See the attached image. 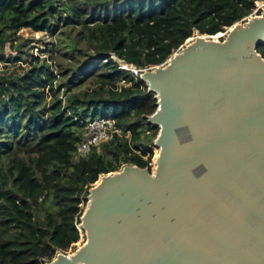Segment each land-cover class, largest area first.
<instances>
[{
	"label": "trees",
	"instance_id": "obj_1",
	"mask_svg": "<svg viewBox=\"0 0 264 264\" xmlns=\"http://www.w3.org/2000/svg\"><path fill=\"white\" fill-rule=\"evenodd\" d=\"M257 1L0 0V63H27L15 76H0V264H46L67 252L81 239V216L102 174L128 163L150 168L159 127L147 116L157 98L141 71L120 69L112 55L139 69L162 64L188 39L248 16ZM62 3L70 14H61ZM24 28L62 41L69 32L70 58L103 70L89 83L92 72L69 75L78 67L61 64L55 86L47 62L22 52L29 40L13 49ZM258 52L264 57V43ZM106 115L126 135L76 159L87 120Z\"/></svg>",
	"mask_w": 264,
	"mask_h": 264
},
{
	"label": "water",
	"instance_id": "obj_2",
	"mask_svg": "<svg viewBox=\"0 0 264 264\" xmlns=\"http://www.w3.org/2000/svg\"><path fill=\"white\" fill-rule=\"evenodd\" d=\"M260 43L264 10L141 68L157 98V168L105 174L81 216L86 241L46 264H264Z\"/></svg>",
	"mask_w": 264,
	"mask_h": 264
},
{
	"label": "built area",
	"instance_id": "obj_3",
	"mask_svg": "<svg viewBox=\"0 0 264 264\" xmlns=\"http://www.w3.org/2000/svg\"><path fill=\"white\" fill-rule=\"evenodd\" d=\"M263 10H264V0L257 1L252 12L246 17L247 19H249L253 15L254 16L260 15ZM230 27L232 26L225 27L224 30L217 32L216 34L213 35L222 34L218 38L221 40H225L228 34L230 33ZM53 38L55 39V41L52 42V44H50L47 47V49L40 44H35V45L32 44L29 61L35 58H39L40 60L46 61L47 64L51 67L54 75H56L54 80V85L58 86V80L60 78L59 65L55 59V56L58 53L57 42H56L57 39L55 37ZM181 47H183V45ZM112 57L116 59L118 63L123 61L118 59L115 55H112ZM166 62L162 63L161 65H165ZM8 64L11 63L1 62L0 69H2L3 66H6ZM119 68L122 70H131L136 75L138 74L139 71H142L136 66L125 68L120 63H119ZM151 68H153V66H148L145 67L144 69H151ZM63 98L65 97L63 96ZM115 135L123 136L126 135V133L120 126L117 125L116 120L112 116L110 115L98 116L94 119L87 120L82 138L78 141L76 148L74 150V157L76 159L88 157L95 147H99L102 143L109 141Z\"/></svg>",
	"mask_w": 264,
	"mask_h": 264
},
{
	"label": "rangeland",
	"instance_id": "obj_4",
	"mask_svg": "<svg viewBox=\"0 0 264 264\" xmlns=\"http://www.w3.org/2000/svg\"><path fill=\"white\" fill-rule=\"evenodd\" d=\"M60 5H61L60 8H61V14L62 15H68V14L71 13V5L69 6L68 4L66 5V4H63V3L60 4ZM247 20H248L247 17H244L243 19H241V20H239L237 22L240 23V24H244ZM232 27H234V26H232ZM76 29H78V28H76ZM197 32L199 33V31H195L194 32V35H196ZM75 33H76V30L72 31L71 32V37H74L75 36ZM65 37H66V39L64 41H66V44L64 43V41H62V39H58L59 36H57V40L58 41L56 40L58 53L55 56V59L58 62L59 67H60L61 64H62L63 68L68 67L69 66L68 65L69 63L74 64V66H77L78 69L76 70V72L69 73V75L74 74V75H77V77H79L78 75H79V73L81 71L82 72L83 71L92 72L93 74L90 77L84 79V82H89V83L92 82V80L94 79V77L98 73H100L103 69L102 68H98V67L97 68H93V65H94L95 62L94 61H91V60H88V59H85V58H83L80 62L75 63L74 59L70 58V56L68 54L69 53L68 51L70 49L68 47V45L72 41V40H70L69 32H67V34H66ZM16 38H18V41H17V44H15V48H13V49H15V51L16 50L19 51L18 46L23 41L24 42H28V40H29L31 42L29 45L25 46L26 48L24 47L23 50H22V52H26L27 51L25 53V55H27V56H30L31 55V53H30L31 52V50H30L31 44H34V45L35 44H40V45H42L43 47H45L47 49V47L50 44H52V42L55 41V39L53 37L49 36L46 32H33L29 28H24L20 32H18V34L16 35ZM187 42H188V40L185 43H187ZM184 44H183V46H184ZM83 47H84V45H83ZM180 48L177 49V50H175L173 53H175L178 50H180ZM29 50H30V52H29ZM122 62H119V63L122 64ZM26 66H27V63H25V62L24 63L23 62H18L17 64H14V63L8 64L6 66H3L2 69H0V76L1 77H4L6 79L9 78V77H12L11 75L15 76L17 73L23 72L24 69L26 68ZM2 80H4V79H2ZM157 152H158V147L155 146V145H153V157H152V161L150 162V168H151V170H152V168L155 167L153 163H154V160H156V157L158 156V153ZM123 166L119 170H121L123 168ZM119 170H117V171H119ZM102 175L104 176L105 174H102ZM100 177H99V179H100ZM95 184L96 183H94L93 186H95ZM81 232H82V234H81V239L79 240V242L73 244V246L67 252H59L57 255H59L61 253H65V254H68V255H72L86 241V232L84 230H81Z\"/></svg>",
	"mask_w": 264,
	"mask_h": 264
},
{
	"label": "bare ground",
	"instance_id": "obj_5",
	"mask_svg": "<svg viewBox=\"0 0 264 264\" xmlns=\"http://www.w3.org/2000/svg\"><path fill=\"white\" fill-rule=\"evenodd\" d=\"M252 17H254V15H253ZM238 24H239L238 22H236L235 24H233L232 26H234V27H232V28L230 29V31H232L233 29H236V25H238ZM214 36H215V35L203 34V35L197 36L195 39H197L198 37H199V38L202 37V38H206V39H209V38H210V39H212V40H214V41H217V42L223 41V40H221V39H214ZM195 39H194V40H195ZM188 40H189V39H188ZM194 40H192V41H194ZM188 42H190V41H188ZM188 42H187V43H188ZM177 53H178V52H176L175 54H177ZM123 62H125V61H123ZM125 63H127V62H125ZM128 65H131V64H128ZM128 65H127V66H126V65H123V67L127 68ZM144 70H147V69H144ZM157 153H158V156H159V149H158V152H157ZM156 156H157V155H156ZM158 156L156 157V160H154V163H153V164H154L155 167L152 168L153 171H155L156 168H157V160H158ZM102 179H103V176L101 177L100 182L102 181ZM100 182H99V183H100ZM99 183H98V184H99ZM98 184H97V185H98ZM87 207H88V203H87ZM87 207H86V208H87ZM80 226H81V227H79V226H78V227H79L81 230L86 231V230L82 227L81 223H80ZM73 254H74V253H73ZM67 255H68V254H67ZM68 256L71 257V255H68Z\"/></svg>",
	"mask_w": 264,
	"mask_h": 264
}]
</instances>
